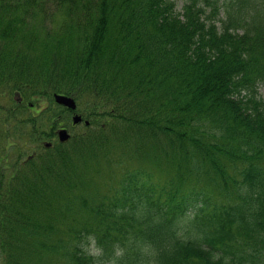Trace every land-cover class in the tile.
Returning <instances> with one entry per match:
<instances>
[{"label":"trees","instance_id":"1","mask_svg":"<svg viewBox=\"0 0 264 264\" xmlns=\"http://www.w3.org/2000/svg\"><path fill=\"white\" fill-rule=\"evenodd\" d=\"M260 88L264 0H0V264H264Z\"/></svg>","mask_w":264,"mask_h":264},{"label":"rangeland","instance_id":"2","mask_svg":"<svg viewBox=\"0 0 264 264\" xmlns=\"http://www.w3.org/2000/svg\"><path fill=\"white\" fill-rule=\"evenodd\" d=\"M179 2V5H182V0H178ZM57 20H60L61 21V17L60 18H57ZM260 93L261 95L263 96L264 98V88H260ZM14 97V96H13ZM16 100H19L17 96L14 97ZM20 101V100H19ZM0 102L2 103V105H5L7 102H8V99L7 101H5L4 97H2L0 99ZM84 109V105L82 104V106L80 105L78 107V112H82V110ZM69 118V117H68ZM71 119H68L66 122H67V125L66 127L69 129L70 133L72 134V137H77V135H81L83 134L86 129H85V126H84V123H81L79 124L78 126H76L75 128L72 127L71 125ZM46 128L48 129V127L46 126ZM75 134H77L75 136ZM55 142V144H57L56 142V139H53V143ZM14 144L16 145L17 148H22L24 147V149H26V152L19 156L21 153H18L17 150H15V148H12L11 151H12V154H11V158L12 159H17L18 161H20V163H25L29 156H36L37 153H40V152H43V146H44V141H41V143L39 144L38 141L37 142H27V145L24 146L26 144V140L23 139L21 136L17 135L15 136V141H14ZM23 149V150H24Z\"/></svg>","mask_w":264,"mask_h":264},{"label":"water","instance_id":"3","mask_svg":"<svg viewBox=\"0 0 264 264\" xmlns=\"http://www.w3.org/2000/svg\"><path fill=\"white\" fill-rule=\"evenodd\" d=\"M55 98H56L58 103L65 105L66 107H68L70 109H76V107H77L75 100L71 97L55 95ZM81 120H82V117L79 115H76L74 117V121L76 123L80 122ZM69 138H70V134L68 133V131L66 129H62L59 131V139L61 141L64 142V141L68 140ZM50 145L51 144L47 143V146H50Z\"/></svg>","mask_w":264,"mask_h":264}]
</instances>
